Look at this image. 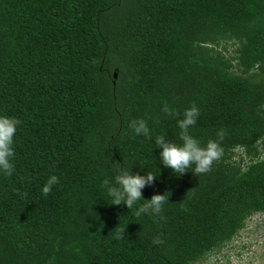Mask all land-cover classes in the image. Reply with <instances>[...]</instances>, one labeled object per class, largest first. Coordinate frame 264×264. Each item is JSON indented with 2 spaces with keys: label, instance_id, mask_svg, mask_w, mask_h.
<instances>
[{
  "label": "trees",
  "instance_id": "obj_1",
  "mask_svg": "<svg viewBox=\"0 0 264 264\" xmlns=\"http://www.w3.org/2000/svg\"><path fill=\"white\" fill-rule=\"evenodd\" d=\"M264 214V0H0V264H200Z\"/></svg>",
  "mask_w": 264,
  "mask_h": 264
},
{
  "label": "rangeland",
  "instance_id": "obj_2",
  "mask_svg": "<svg viewBox=\"0 0 264 264\" xmlns=\"http://www.w3.org/2000/svg\"><path fill=\"white\" fill-rule=\"evenodd\" d=\"M200 264H264V214L253 216L223 253Z\"/></svg>",
  "mask_w": 264,
  "mask_h": 264
}]
</instances>
